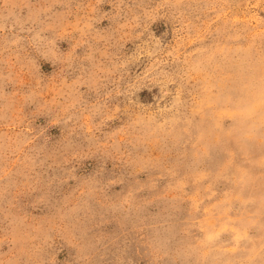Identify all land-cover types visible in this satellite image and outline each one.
<instances>
[{
    "label": "clouds",
    "instance_id": "clouds-1",
    "mask_svg": "<svg viewBox=\"0 0 264 264\" xmlns=\"http://www.w3.org/2000/svg\"><path fill=\"white\" fill-rule=\"evenodd\" d=\"M0 264H264V0H0Z\"/></svg>",
    "mask_w": 264,
    "mask_h": 264
},
{
    "label": "rangeland",
    "instance_id": "rangeland-1",
    "mask_svg": "<svg viewBox=\"0 0 264 264\" xmlns=\"http://www.w3.org/2000/svg\"><path fill=\"white\" fill-rule=\"evenodd\" d=\"M109 9H110V5L104 6V11H109ZM107 25H108V21L104 20L101 22L100 27H106ZM128 47L130 48L131 45H128ZM153 91H155V89H153ZM147 94H150L148 92V89H144L140 93V96L145 97ZM151 213H152L151 222L158 224V225L165 223V221H167L169 217L173 214H175L176 216L180 215V213L178 212L173 213V209L166 202H163V201L157 202V204H155L153 208L151 209Z\"/></svg>",
    "mask_w": 264,
    "mask_h": 264
}]
</instances>
